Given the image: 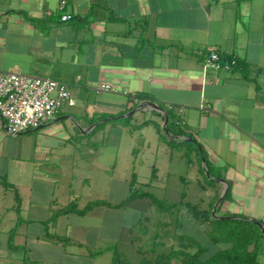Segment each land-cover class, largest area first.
I'll use <instances>...</instances> for the list:
<instances>
[{
  "label": "crops",
  "instance_id": "0c3cea01",
  "mask_svg": "<svg viewBox=\"0 0 264 264\" xmlns=\"http://www.w3.org/2000/svg\"><path fill=\"white\" fill-rule=\"evenodd\" d=\"M59 2L0 0V70L63 81L74 100L20 134L8 132L0 116V264H114L112 247L128 261L125 246L142 252L132 233L146 208L158 220L144 237L157 233L159 244L168 235L171 247L175 234H189L179 216L160 220L149 197L126 201L148 143L145 127L166 149L170 172L175 153L201 174L186 149L194 141L216 173L207 176L213 185L197 179L208 190L200 205L182 194L163 213L186 211L203 232L208 223L189 205L264 225V0ZM211 50L237 65L206 66ZM98 83L113 90L97 91ZM148 100L169 110L168 133L160 111L136 109ZM159 170L151 160L149 178ZM93 201L91 210L77 211ZM67 206L73 209L55 215Z\"/></svg>",
  "mask_w": 264,
  "mask_h": 264
},
{
  "label": "trees",
  "instance_id": "16d2710c",
  "mask_svg": "<svg viewBox=\"0 0 264 264\" xmlns=\"http://www.w3.org/2000/svg\"><path fill=\"white\" fill-rule=\"evenodd\" d=\"M219 58L222 64L227 62L229 68L237 65V61L234 59L231 60L229 57H222L219 54ZM166 111L169 116V110ZM156 128L159 134H164L160 126L157 124ZM185 144L187 153L192 152L196 156L198 169L204 177V181L208 185L215 184L214 181L210 180L205 175L201 165L202 152L208 175H216L208 164L205 153L194 143V141L185 142ZM227 193L228 189L223 196L224 199L227 197ZM140 196L149 197L160 213H172L178 205V203H166L145 191L138 192L135 188H132L126 201H131ZM98 203V201L90 202L83 209L77 211L80 214L86 213ZM189 208L194 218L208 223L209 229L206 231V236L213 244H219L220 248L211 255L205 257L208 249L200 243L199 240L189 234H175L173 238L174 243L168 251L153 255L151 259H142L138 264H170V261L174 258H177L181 264H264V262L259 260V255L264 253V233L256 223L240 218L213 217L211 216L212 207L205 211L199 210L196 206L192 205H189ZM72 209V206H67L59 212H56L55 215L58 213L69 212ZM177 224L181 226L180 222ZM178 225H176V227H179ZM144 233H146V231ZM159 237L160 236L157 233L153 236L154 240L151 243L150 249L152 253L155 252V247L158 245V241L155 242V239ZM112 250L115 252L114 264H130L117 253L116 248L112 247Z\"/></svg>",
  "mask_w": 264,
  "mask_h": 264
},
{
  "label": "rangeland",
  "instance_id": "374dc122",
  "mask_svg": "<svg viewBox=\"0 0 264 264\" xmlns=\"http://www.w3.org/2000/svg\"><path fill=\"white\" fill-rule=\"evenodd\" d=\"M145 130L144 136L148 143L147 145L146 143L145 145L142 143L139 149L140 152L138 153V158L134 162V165L140 170L139 176L134 178V180L131 182L132 186L136 187V191L138 192L147 191L154 197L167 203L177 202L183 199L182 194H184V200L200 205L201 199L207 198L208 190L207 188L202 189L198 184L197 179L200 178L204 180V177L202 174L198 175L196 165L193 162V164L189 165L187 162V155L183 158L182 155L173 153V163L171 168L173 171L170 172L168 170L169 156L164 154V150L166 149H164L163 145L159 143L157 139H155V130L152 127H145ZM155 158L157 159V165L160 170L156 177L154 176L151 179L149 178L147 169L150 161ZM140 160H142L143 163L140 162ZM179 174L183 176V179H179ZM129 213L130 211H128V214ZM183 213L185 215H183ZM174 215L179 216L183 223V227L180 230L181 232L189 233L207 247L208 251L205 254V257L211 255L216 250H218V248H220L219 244H213L211 241H209L208 237L206 236V232H203V227H200L201 225H197L195 222H193L188 217L189 213L186 211L180 213L175 212L173 215L161 213L158 215V218L164 221L173 220L175 218ZM138 216L141 217V220L136 222L135 227H133L132 235L133 237L142 240L140 245L143 252H136L134 251L133 247L129 246H125L123 249L125 251L124 253L127 257V260L132 264H137L138 261H141L142 259H151L153 255L166 252L170 249V241L167 240V235L166 238H162V242H160L155 247L156 250L154 253H152L150 250L152 239L150 240L148 237H144L142 234L146 227L150 229L152 225L155 226L156 220H158L156 218L157 216L150 212L147 208L143 213L138 214ZM208 229L209 226L206 227V231ZM159 230L161 235H166L165 229L159 228ZM259 260L264 262V253L259 255ZM170 264L181 263L177 258H174L170 261Z\"/></svg>",
  "mask_w": 264,
  "mask_h": 264
},
{
  "label": "built area",
  "instance_id": "2783aa9c",
  "mask_svg": "<svg viewBox=\"0 0 264 264\" xmlns=\"http://www.w3.org/2000/svg\"><path fill=\"white\" fill-rule=\"evenodd\" d=\"M65 0H60L62 8ZM64 14L62 20H68ZM205 65L217 68L228 63H221L219 54L211 50L205 57ZM97 91L113 90L107 83L95 85ZM73 97L67 84L51 77L24 74L17 71L0 70V116L5 127L12 134H20L37 129L53 119L65 105H72ZM208 104H201L200 109H207Z\"/></svg>",
  "mask_w": 264,
  "mask_h": 264
},
{
  "label": "water",
  "instance_id": "95a60500",
  "mask_svg": "<svg viewBox=\"0 0 264 264\" xmlns=\"http://www.w3.org/2000/svg\"><path fill=\"white\" fill-rule=\"evenodd\" d=\"M144 105H150L153 109L158 110V111H160L163 114V117H164L163 127H164L165 132L168 133V128H167L168 114L166 113V111L163 108H161L160 106H158L155 102L151 101V100L141 102L137 106L136 109L142 108ZM188 140L193 141L192 138H190V137H188ZM201 158H202V164H203L204 172H205L206 176H209L208 175V170H207V168L205 166V163H204V159H203V157H201ZM214 179L217 180V181H220V182L224 181L222 178H219V177H217V178L215 177ZM225 192H226V187L224 188L222 194L219 196V198H218V200H217V202L215 204V207L212 210L213 214L215 213L216 206L220 203V201H221V199H222V197H223ZM220 217H222V216H220ZM249 220L254 222V223H256L261 228L262 232L264 233V225L261 222L255 220V219H252V218H250Z\"/></svg>",
  "mask_w": 264,
  "mask_h": 264
}]
</instances>
